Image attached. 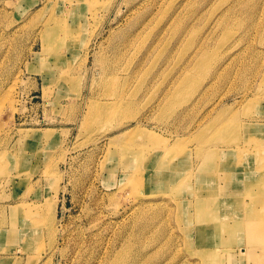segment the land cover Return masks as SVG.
<instances>
[{"label":"rangeland","instance_id":"374dc122","mask_svg":"<svg viewBox=\"0 0 264 264\" xmlns=\"http://www.w3.org/2000/svg\"><path fill=\"white\" fill-rule=\"evenodd\" d=\"M252 134L264 0H0V264H264Z\"/></svg>","mask_w":264,"mask_h":264},{"label":"bare ground","instance_id":"6f19581e","mask_svg":"<svg viewBox=\"0 0 264 264\" xmlns=\"http://www.w3.org/2000/svg\"><path fill=\"white\" fill-rule=\"evenodd\" d=\"M152 141L153 142H157V141H159V139H158V137L153 136L152 137ZM225 141L228 142V141H230V139L228 137H225ZM251 141H253V142L255 141V143H257L258 149H264V138H259V137H257V136H255V135L252 134V135H249L248 140H246V143H249ZM236 151H238V149H234V151H232V152L235 155H241L239 152H236ZM247 168L250 169L251 171H254L255 173H257L258 176H259V180H258V183L255 184L256 186H254L248 192L245 189L238 190V188L236 187L235 191H233V192L234 193L235 192H238V193L239 192H243V195L240 196V197H238V198L235 196L236 197L235 204L237 203L239 205V207L240 208H243L245 211L260 212L262 210V208L264 207V199H263V197H261V196H264V194H261V192L258 193L257 190L261 189V187L264 186V184H263V182H264V171L254 170L253 168H250V166H247ZM209 169H211V168H207V170L201 169V171H204L205 172V171H209ZM203 173H202V175H203ZM223 174L226 177H228V178H232L231 172H229L227 170H225ZM238 181H242V180L241 179H238ZM229 183L230 184H233L232 182H229ZM241 187H244L245 188V185L241 184ZM250 196L254 198V201L255 202L252 201V200L251 201L246 200V197H250ZM231 198L232 199H235L233 197V195H231ZM198 200H200L198 205H199V208L201 210H205L207 207L210 206L211 203L215 202V199L211 196V192H210V193H207V194L201 193V195L200 194H197L196 196L194 194L193 195V199L191 201H188L186 204L189 205L190 203H192L194 201H198ZM15 210H16V212L26 213L27 216H29V218L35 212V210H33V207L31 205H21L20 207H16ZM48 212H49V210H46V214L47 215H48ZM235 216H236V214H230V218H235ZM203 221H205V220L203 219ZM243 223H244V220L243 219L240 220V221H238V224L240 226L239 227L237 226V228L239 230H243L245 228V225H244V228L243 229L240 228L241 227V224H243ZM208 224H209V227H210V223H208ZM216 226H222L221 223H220V221H219V223ZM230 226L232 228V231H235L236 230L235 224L234 225H231V223H230ZM258 230L264 232L263 229H259L258 228ZM201 238H203V240L205 239L204 242H206V243H212V244H209V245L208 244L203 245V249H212V250L217 251L218 246L217 245H213L214 244V239H213L214 237H213V235H211L210 233H203V235H202ZM204 253L207 255V257L204 254L203 255L201 254V258L203 260L210 259L213 256V254L211 252H204ZM219 260H220V258H219Z\"/></svg>","mask_w":264,"mask_h":264},{"label":"crops","instance_id":"0c3cea01","mask_svg":"<svg viewBox=\"0 0 264 264\" xmlns=\"http://www.w3.org/2000/svg\"><path fill=\"white\" fill-rule=\"evenodd\" d=\"M231 191H233V190H231Z\"/></svg>","mask_w":264,"mask_h":264}]
</instances>
